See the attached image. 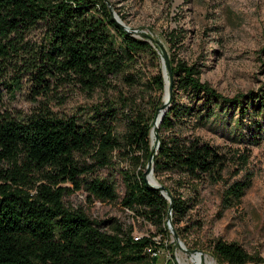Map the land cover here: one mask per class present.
Masks as SVG:
<instances>
[{
    "label": "trees",
    "instance_id": "obj_1",
    "mask_svg": "<svg viewBox=\"0 0 264 264\" xmlns=\"http://www.w3.org/2000/svg\"><path fill=\"white\" fill-rule=\"evenodd\" d=\"M37 27L43 28L41 42H24L25 34ZM167 39L177 42L172 32ZM141 56L155 61L142 92H153L156 98H147L145 107H131L137 98H128L120 88L133 90L141 83L134 68ZM160 58L148 38L116 24L105 0H0V76L11 61H21L26 71L34 72L43 95L55 81L72 83L89 94H122L98 99L70 115L57 114L45 102L26 116L0 114V264H158L160 244L153 237L171 234L166 222L169 201L147 185L142 174L152 148L154 114L165 90ZM169 61L171 97L157 129L153 175L172 195L171 224L183 239L178 225L196 200L185 197L179 187L220 182L228 161L220 146L195 130L228 111L264 115V91L227 97L201 80L196 63L174 55ZM120 113L121 132L116 128ZM260 126L256 122L257 136L252 138L260 139ZM116 158L125 162L118 169L124 184L121 195L112 178L96 174L113 167ZM236 159L245 164L248 156ZM167 176L174 177L176 188L164 184ZM225 185L221 203L228 208L241 202L250 176ZM78 191L88 202L118 201L154 225L157 233L135 240L118 220L93 219L82 206L69 207L64 196ZM209 246L223 264L254 261L237 241L217 237Z\"/></svg>",
    "mask_w": 264,
    "mask_h": 264
},
{
    "label": "rangeland",
    "instance_id": "obj_2",
    "mask_svg": "<svg viewBox=\"0 0 264 264\" xmlns=\"http://www.w3.org/2000/svg\"><path fill=\"white\" fill-rule=\"evenodd\" d=\"M105 1L116 16L120 18L121 14L124 17L120 20L134 30L136 36L146 33L157 40L168 58L174 55L187 64L196 63L201 80L223 95L232 97L250 90L264 91V0ZM170 32L177 36V42L173 44L167 39ZM42 37L43 28L37 27L25 34L24 42L36 45ZM160 63L163 71L162 58ZM154 65L155 61H148L146 56L139 57L134 68L141 83L133 90L127 86L120 88L128 98H137L131 107H145L147 98H156L153 92L150 96L142 92V83L154 72ZM34 75L31 70L26 71L21 61H11L7 72L0 76V114L26 116L40 102H45L57 114L70 115L89 108L98 99L122 95L100 90L89 94L72 83L61 84V81L51 82V89L43 95L42 89L36 86ZM119 115L116 128L121 132L124 115ZM256 122L261 125L260 139L252 138L257 136L254 134ZM195 132L220 146L228 161L220 182L189 183V187H179L178 191L185 197L196 200V205L178 225L184 232L182 246L202 250L214 264H223L217 261L209 246L212 239L221 237L226 241L239 242L254 259L248 264H264V115L256 118L251 111L246 115L238 112L231 115L228 111ZM239 154L248 156L245 164L236 159ZM114 160L113 167L102 168L96 174L112 178L121 195L124 184L118 169L125 166V162L118 158ZM245 174L250 176V186L241 202L225 208L221 203L225 184ZM163 182L176 188L175 183L172 184V176L164 177ZM64 200L69 207L82 206L90 218L118 220L124 228L131 229L134 236L157 233L154 225L135 217L118 201L88 202L82 191L66 195ZM153 239L160 244L156 258L158 264L167 261L193 264L192 254L176 246L171 234L164 239L158 234Z\"/></svg>",
    "mask_w": 264,
    "mask_h": 264
},
{
    "label": "water",
    "instance_id": "obj_3",
    "mask_svg": "<svg viewBox=\"0 0 264 264\" xmlns=\"http://www.w3.org/2000/svg\"><path fill=\"white\" fill-rule=\"evenodd\" d=\"M108 5V8L112 14V18L113 20L116 22V24L120 27H122L123 29H125L127 32H133L134 30H131L129 27H127L118 16H116V14L114 13L112 7L108 4V2H106ZM138 35H142L146 38H148V40L153 43L154 45H156L162 55V59L164 61V67H163V74H164V79L166 82V77L168 78L167 80V94L164 98L163 96V102L162 105L160 107H158L156 109V112L154 114V119H153V123H152V128L150 131V137H151V144H152V148L145 166V170L142 174V177L144 179V181L146 182L147 185L156 188L157 190L160 191V193L169 201V205H168V209H167V218H166V222H167V226L171 232V235L173 237V240L176 244V246H178L179 248L185 250L186 252L190 253V254H200L201 256L205 255V252L202 250H197V249H185L182 246V241L181 238L179 237V235L177 234L176 230L174 229V227L171 224V209H172V202H173V198L172 195L170 193V191L168 190V188L166 186H164L163 184H160L156 178L153 175V159L154 156L157 152V146H158V142H159V137H158V126L160 123V120L166 110V107L169 104L170 101V97H171V89H172V72L170 69V61L168 56L166 55V52L164 50V48L162 47V45L155 40L152 36H150L149 34L146 33H141ZM165 88H166V84H165ZM165 91V90H164ZM151 179H155V182H151Z\"/></svg>",
    "mask_w": 264,
    "mask_h": 264
},
{
    "label": "bare ground",
    "instance_id": "obj_4",
    "mask_svg": "<svg viewBox=\"0 0 264 264\" xmlns=\"http://www.w3.org/2000/svg\"><path fill=\"white\" fill-rule=\"evenodd\" d=\"M167 80H168V78L166 77V82H165L166 88H165V91H164V98H165V96L167 94ZM150 181L151 182H155V179H151ZM134 238H138V237L134 236ZM191 260H192L193 264H214V261L211 258H209L207 255L201 256L198 253L193 254L192 257H191Z\"/></svg>",
    "mask_w": 264,
    "mask_h": 264
},
{
    "label": "built area",
    "instance_id": "obj_5",
    "mask_svg": "<svg viewBox=\"0 0 264 264\" xmlns=\"http://www.w3.org/2000/svg\"><path fill=\"white\" fill-rule=\"evenodd\" d=\"M139 238V237H138ZM138 238H134L135 240H137ZM148 251H151L150 249H148ZM152 254L153 255H155V253L154 252H152Z\"/></svg>",
    "mask_w": 264,
    "mask_h": 264
}]
</instances>
